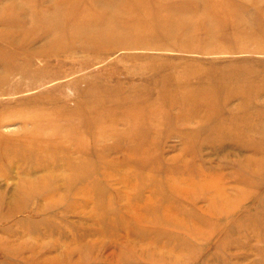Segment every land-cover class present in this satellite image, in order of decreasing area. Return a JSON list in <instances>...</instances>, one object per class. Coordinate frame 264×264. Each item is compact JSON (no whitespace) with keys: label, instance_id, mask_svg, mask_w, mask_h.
<instances>
[{"label":"rangeland","instance_id":"obj_1","mask_svg":"<svg viewBox=\"0 0 264 264\" xmlns=\"http://www.w3.org/2000/svg\"><path fill=\"white\" fill-rule=\"evenodd\" d=\"M0 264H264V0H0Z\"/></svg>","mask_w":264,"mask_h":264}]
</instances>
